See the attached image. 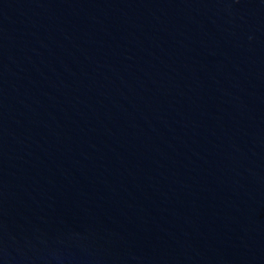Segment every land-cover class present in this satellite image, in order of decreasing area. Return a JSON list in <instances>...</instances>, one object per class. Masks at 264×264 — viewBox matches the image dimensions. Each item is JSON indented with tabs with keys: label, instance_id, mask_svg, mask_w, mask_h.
<instances>
[{
	"label": "water",
	"instance_id": "1",
	"mask_svg": "<svg viewBox=\"0 0 264 264\" xmlns=\"http://www.w3.org/2000/svg\"><path fill=\"white\" fill-rule=\"evenodd\" d=\"M0 264H264V0H0Z\"/></svg>",
	"mask_w": 264,
	"mask_h": 264
}]
</instances>
